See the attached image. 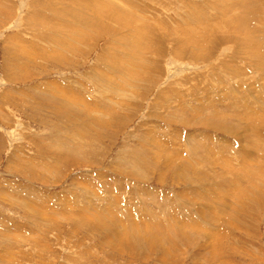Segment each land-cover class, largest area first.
<instances>
[{
  "label": "rangeland",
  "instance_id": "obj_1",
  "mask_svg": "<svg viewBox=\"0 0 264 264\" xmlns=\"http://www.w3.org/2000/svg\"><path fill=\"white\" fill-rule=\"evenodd\" d=\"M87 1L0 0V264H264V0Z\"/></svg>",
  "mask_w": 264,
  "mask_h": 264
},
{
  "label": "bare ground",
  "instance_id": "obj_2",
  "mask_svg": "<svg viewBox=\"0 0 264 264\" xmlns=\"http://www.w3.org/2000/svg\"><path fill=\"white\" fill-rule=\"evenodd\" d=\"M103 1H104V4H103ZM105 1L106 0H90V3L93 5V6H99V4H100V8L102 7V6H104V8L105 7H107V5H111V6H116V4L114 3V2H110L109 4H107V2L105 3ZM115 1V0H114ZM122 2H125V0H121ZM120 0H119V2H121ZM78 2V1H77ZM83 2H85V1H83ZM88 3H86L87 4V10H91V8H90V6L88 5L89 4V0L87 1ZM121 2V3H122ZM80 3V2H79ZM226 3V2H225ZM81 4H82V2H81ZM130 4V3H129ZM128 4V7H131L130 5ZM191 5V4H190ZM195 5V4H194ZM82 6H85V5H82ZM120 6V5H119ZM133 6V5H132ZM189 6V5H188ZM186 8V7H185ZM107 9V8H106ZM191 9V8H190ZM189 9V7H188V10H187V12L189 13L188 15L192 18V19H196V18H194V16H195V12H192L191 10ZM110 10V9H109ZM86 11V10H85ZM87 12V11H86ZM119 12V11H118ZM130 12V11H129ZM117 13V12H116ZM123 13V12H122ZM119 14H120V16H121V12H119ZM81 18V17H80ZM123 18V17H122ZM126 18V17H125ZM124 19V18H123ZM192 19H191V22H193V21H195V20H193L192 21ZM83 20H84V17H83ZM103 20V19H102ZM106 20V19H105ZM127 20V19H126ZM125 20V21H126ZM121 20H120V18L117 20V23H119ZM124 21V20H123ZM188 21H189V19H188ZM116 22V21H115ZM127 23V22H126ZM144 23V22H143ZM125 24V23H124ZM146 24V23H145ZM127 26H128V24H127ZM178 26V25H177ZM119 27V26H118ZM209 27V26H208ZM124 28H125V26H124ZM127 28V27H126ZM142 28H144V27H142ZM120 29V28H119ZM123 29V28H122ZM136 29H137V27H136ZM186 29V28H185ZM189 31H190V29H189ZM211 31V30H210ZM132 32V31H131ZM138 32V33H137ZM183 32L185 33V32H188L187 30H184L183 29ZM182 32V33H183ZM180 34H181V32H179ZM183 33V34H184ZM189 33V32H188ZM191 33V32H190ZM64 34V33H63ZM117 34V33H116ZM132 34H135V40L137 39V38H140V36L142 35V31H141V29H140V31L138 30V31H136V33H132ZM137 34V35H136ZM206 34H207V32H206ZM118 35V34H117ZM187 35V34H186ZM107 37V36H106ZM132 37H134V36H131V40H134V38L132 39ZM152 37V36H151ZM130 39H128L129 41H130ZM152 39V38H151ZM196 38H194V37H190V38H188V39H186V40H188V41H186L185 43H187V45L186 46H189V44L190 45H192L193 47H194V45L196 44L197 45V43H193V40H195ZM140 40V39H139ZM204 41V40H203ZM123 43V42H122ZM183 43H184V40H183V42H182V46H179L180 48L179 49H177L176 51H175V53L177 54L176 56L177 57H179V56H181V55H183L184 54V50H185V54L187 53L186 51H187V47L186 46H183ZM181 44V43H180ZM129 45H131V46H126L127 48V50L130 52V55H132V48H133V41L129 44ZM199 45V44H198ZM200 46V45H199ZM198 47V46H197ZM131 50H129V49ZM196 49H193L192 50V52L190 53V56L192 55V54H194L196 57H198L197 55V52L195 51ZM126 52V51H125ZM124 52V53H125ZM135 52V51H134ZM195 52V53H194ZM201 53V52H200ZM197 54V55H196ZM208 55H209V53H208ZM203 56V55H202ZM127 57V56H126ZM193 59V58H192ZM175 62V61H174ZM171 63V62H170ZM169 63V64H170ZM138 64H140V63H138ZM143 64H144V62H143ZM174 64V63H173ZM136 69V68H135ZM140 69V68H139ZM142 69H143V67H142ZM147 69H149L148 67H147ZM145 70V69H144ZM173 70H176V68H174ZM135 71V70H134ZM125 73V72H124ZM175 73V72H174ZM130 74V73H129ZM108 75V74H107ZM122 75V74H121ZM120 75V76H121ZM126 76V75H125ZM125 80V79H124ZM124 82V81H123ZM225 82V81H224ZM125 87V86H124ZM103 89V88H102ZM163 97V96H162ZM177 98H178V96H177ZM180 98V97H179ZM163 99V98H162ZM156 100V99H155ZM179 101V100H178ZM172 102V101H171ZM174 102V101H173ZM178 103V102H177ZM174 104V103H173ZM202 104V103H201ZM248 104V103H247ZM164 105V104H163ZM161 106H162V103H161ZM167 106V105H166ZM203 107V106H202ZM205 108V107H204ZM201 111V110H200ZM59 113V112H58ZM174 113V112H173ZM176 114V113H175ZM169 115V114H168ZM174 115V114H173ZM244 115V114H243ZM78 116V115H77ZM69 117V116H68ZM195 117V116H194ZM179 118V117H178ZM233 118V117H232ZM233 119H235V118H233ZM248 119V118H247ZM176 120H178V119H176ZM209 119L207 118V120L205 119L204 120V122L205 121H208ZM250 120V119H249ZM260 120V119H259ZM81 122V121H80ZM179 122V121H178ZM211 122V121H210ZM222 124H223V121L221 122ZM220 124V123H219ZM227 124V123H226ZM250 124V123H249ZM210 125V124H209ZM213 125V124H212ZM228 125V124H227ZM230 125V124H229ZM228 125V126H229ZM214 126V125H213ZM220 127H221V124L219 125ZM232 127V126H231ZM235 127V126H234ZM250 127V126H249ZM225 128V127H224ZM243 128V127H242ZM220 129V128H219ZM223 130V129H222ZM237 130V129H236ZM226 131H227V128H226ZM224 133H225V131H224ZM230 133H232V132H230ZM154 134V133H153ZM155 136V135H154ZM191 138V137H190ZM251 139V138H250ZM249 139V140H250ZM259 139V138H258ZM257 141V140H256ZM261 141V140H260ZM258 142V141H257ZM249 143V142H248ZM252 143V142H251ZM75 144V143H74ZM65 145V144H64ZM63 145V146H64ZM152 145V144H151ZM189 145H190V142H189ZM66 146V145H65ZM70 146V145H69ZM74 146V145H73ZM75 147V146H74ZM73 147V148H74ZM191 147V146H190ZM194 147V146H193ZM203 147V149H204V147H206V146H202ZM256 147V146H255ZM69 148H72V147H69ZM72 148V149H73ZM76 148V147H75ZM211 148V147H210ZM261 149V148H260ZM66 150V149H65ZM205 150V149H204ZM208 151L206 152L207 154H210L209 153V149H207ZM206 151V150H205ZM242 151V150H241ZM261 151V150H260ZM263 151V150H262ZM205 153V152H204ZM203 153V154H204ZM190 155H192L194 158H200L201 157V154H200V151H199V148L198 149H196V148H192L191 147V154ZM256 155V154H255ZM196 156V157H195ZM207 156V159H208V157H210V155H206ZM191 159H192V157H191ZM246 159V158H245ZM183 160V159H182ZM193 160V159H192ZM240 160H242V159H240ZM14 161V160H13ZM182 162V161H181ZM261 162H262V160H261ZM207 163V162H206ZM181 164V163H180ZM249 164V163H248ZM248 164H245V165H247V167H246V169H245V171H247L250 175L251 174H254L255 175V173H257L256 175H259V173H261V171H263V170H255V167L256 166H254V168H253V166L252 165H249L248 166ZM208 166V165H207ZM223 166H224V168H225V170L227 171L228 169H230L229 171L230 172H232L233 173V171L234 170H232V168H229V166H227V164L225 163H223ZM128 167V166H127ZM242 167V166H241ZM221 168V167H220ZM36 169V168H35ZM192 169H194L195 170V168L193 167V165L192 164H190L189 162H188V166H187V168H185V167H183L182 165H179V170H182V172L180 173V174H182L181 176V178L183 179H186V178H188L189 176L187 175V174H185V173H183V172H185V170L187 171H190V170H192ZM50 170V169H49ZM255 170V171H254ZM33 171V170H32ZM187 171V172H188ZM196 171V170H195ZM199 172V171H198ZM223 173V172H222ZM245 173V172H244ZM226 174V173H225ZM231 175V174H230ZM180 175H178V178L180 179V177H179ZM225 176V175H224ZM232 177H231V182L233 183V184H235V185H237L236 184V180L240 183V181L242 180L241 179V177H239L238 175H236L235 174V176H233V175H231ZM227 178V177H226ZM230 179V178H229ZM229 179H227V180H229ZM245 179V178H244ZM263 179V181H264V178H262ZM212 182V181H211ZM223 184V183H222ZM228 184H230V183H228ZM192 185V184H191ZM190 185V187H192V188H188V187H186L185 189H187V190H192L193 189V191L191 192V194L193 195V197L192 198H194L195 197V195H194V193L195 194H197V188L193 185V186H191ZM219 185V184H218ZM224 185V184H223ZM240 186V185H239ZM236 187V186H235ZM219 189H220V187H218ZM222 188V187H221ZM223 188H225V186H223ZM263 189H264V187H262ZM196 191H195V190ZM206 189V188H205ZM212 189V188H211ZM229 189V188H228ZM186 190V191H187ZM235 190V189H234ZM183 192V193H181L180 194V199L181 198H183L184 199V196L185 197H188V195L186 194V193H189V191H187V192ZM230 193H228L229 195H230V197L232 198V200H233V198H236V197H234V192H233V190L232 189H230ZM263 191V190H262ZM199 192V191H198ZM221 192V191H220ZM235 192H237V191H235ZM210 192H208L207 194H209ZM226 193V192H225ZM263 193V192H262ZM206 194V193H205ZM223 194H224V192H223ZM222 194V195H223ZM237 194V193H236ZM204 195V194H203ZM219 195V194H218ZM225 195V194H224ZM237 195H239V194H237ZM207 196H209V195H207ZM211 196V195H210ZM216 196V195H215ZM222 197H224V196H222ZM192 198H189V200H191V202H188V204H189V206L191 207V208H193V210H196L197 209V207H195V204H194V202H193V200H192ZM212 198V197H211ZM221 198V197H220ZM261 198V197H260ZM206 199H207V197H206ZM209 199V198H208ZM259 199V198H258ZM257 199V200H258ZM215 200V199H214ZM116 201V200H115ZM180 201H183V200H180ZM186 201V200H185ZM184 201V202H185ZM185 203H187V201L185 202ZM205 204L206 205H209V206H207V207H204V210L202 209V208H198L197 210H196V212H194L195 214H198V215H196L195 217H196V219L200 216V214L201 215H203V218H201V221H202V223L203 222H206L205 224H209V223H211V225H213L212 223L214 222V224H217V223H219L222 219H219L221 216H225L226 214L227 215H229V216H231L230 215V207H231V205H226V201H224V200H222V199H220V201H219V203L217 204L218 205V208H217V212H215L213 215L211 214V209H212V207H213V204H211L210 202H207V200H206V202H205ZM215 204V203H214ZM186 205V204H185ZM204 205V204H203ZM86 206V205H85ZM87 206H89V205H87ZM107 206V205H106ZM198 206H201V204L200 205H198ZM120 207V206H119ZM168 207V206H167ZM90 208V206L87 208V211H88V209ZM162 208V207H161ZM128 209V208H127ZM117 210H119V208H117ZM168 210H169V208H168ZM203 212H205V210H207L208 212L207 213H203ZM221 211L222 212V214H218V211ZM108 211V210H107ZM107 211H105V209H102V212H95L94 210H93V212H91V211H89V212H87L90 216H100V217H98L97 218V220H102V222H99L100 223V226H101V229L102 230H104V229H109L110 228V231H111V233H109V240L112 238V240H114L115 242H117V243H119V241L123 238L122 237V235L118 232L119 231V229L123 226L124 227V229L126 230L127 229V227H132V229H130L131 231L132 230H134V231H136V233L138 232L137 230H136V224H135V221H130L131 220V218H129V217H127L126 218V224L122 221V219H120V218H118V216H116L114 213H112V214H110L109 212H107ZM121 211V210H120ZM124 211V210H123ZM149 211H151V210H149ZM148 210H147V213L149 212ZM127 212V211H126ZM164 212L167 214V210L164 208ZM229 212V213H228ZM40 213V212H39ZM125 213V212H124ZM146 213V211H145V214L146 215H148ZM150 213V212H149ZM181 213V212H180ZM83 214V213H82ZM95 214V215H94ZM119 214V213H118ZM121 214V213H120ZM122 214H123V212H122ZM128 214V213H127ZM80 215V214H79ZM106 215V216H105ZM176 215V214H175ZM78 216V215H77ZM126 216H128V215H126ZM164 216V215H163ZM86 216H84L83 218L84 219H86L85 218ZM149 217L147 216V219H148ZM84 219H83V221H84ZM95 219V218H94ZM144 219V218H143ZM164 219V218H163ZM91 220V219H90ZM96 220V219H95ZM159 220H161V218L159 219ZM166 221H169L168 220V218L166 217V219H165ZM91 221H93V220H91ZM106 223H105V222ZM223 222L225 221V219H223L222 220ZM85 222V221H84ZM146 223H147V221H145ZM149 222H151V221H149ZM194 223H195V221H193ZM196 222H199L200 223V221L198 220V221H196ZM94 223V222H93ZM111 224H113V225H111ZM168 224V223H167ZM88 225V224H87ZM86 225V226H87ZM110 225V226H109ZM125 225L127 226V227H125ZM151 225H153L152 226V228H154V226H156V227H158V224H155V222H151ZM149 226V225H148ZM170 226V225H169ZM173 226V225H172ZM147 227V226H146ZM164 227H165V225H164ZM181 227V228H180ZM179 228V230L181 231V232H184V231H187L186 230V226H184L183 225V227L182 226H180ZM95 228H97L96 227V225L95 224H91V226L88 228V229H90V230H93L94 231V229ZM171 228V227H170ZM192 229H194V228H192V227H190L189 228V230H192ZM161 230V229H160ZM105 231H107V230H105ZM196 231V230H195ZM140 233V232H139ZM167 233V232H166ZM210 233V232H209ZM138 234V233H137ZM164 234H165V231L164 230H161L160 231V236L162 237V238H164L163 236H164ZM168 234V233H167ZM167 234H165L166 236H167ZM183 234V236L185 237L186 235L184 234V233H182ZM189 234V233H188ZM155 235V236H154ZM159 235H157V234H153V235H151L152 236V240H150V239H148V240H143V241H141L142 240V236L144 237L145 236V234L143 235V234H141L140 236H139V242L138 243H142V242H144V244H145V246L146 245H148V246H150L152 243H154V244H157L158 243V238H159V241L161 242V238L159 237ZM156 236H157V238H156ZM168 236H169V234H168ZM182 235H181V237H182V239H185L184 237H183ZM209 236V235H208ZM187 237V236H186ZM114 238V239H113ZM145 238V237H144ZM206 238V237H205ZM220 239L222 238V235H221V237H219ZM146 239V238H145ZM126 240V239H125ZM111 242H113V241H111ZM117 243H115V244H117ZM174 243V242H173ZM112 245H113V247H116L117 248V246L114 244V242L113 243H111ZM212 246V245H211ZM215 246H216V244H215ZM209 247V246H208ZM147 248V247H146ZM211 249V251L209 252V259H208V262H212V261H215L216 260V257L214 256V254H215V252L216 251H218V249H220V247H215V248H213V247H211V248H209V250ZM165 251V250H164ZM210 253H211V255H210ZM167 255V254H166ZM168 257V256H167ZM167 257L165 256V258L167 259ZM160 258V257H159ZM220 258H221V256H220ZM220 258H219V260H220ZM199 259H203L202 257H199ZM172 261V260H171Z\"/></svg>",
  "mask_w": 264,
  "mask_h": 264
}]
</instances>
